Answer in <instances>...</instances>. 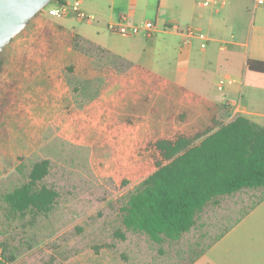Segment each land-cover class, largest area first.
<instances>
[{
    "label": "rangeland",
    "instance_id": "1",
    "mask_svg": "<svg viewBox=\"0 0 264 264\" xmlns=\"http://www.w3.org/2000/svg\"><path fill=\"white\" fill-rule=\"evenodd\" d=\"M69 1L95 19L53 17L42 8L0 52V264H229L228 239L217 241L264 197V187L216 197L175 239L152 241L122 218L130 196L165 162L157 140L186 136L196 144L242 115L205 98L221 93L217 84L227 73L247 72L245 55L264 54V1L228 0L233 14L226 16L183 0L191 16L181 28L201 26L211 37L242 43L229 51L211 41L202 51L194 40L187 64L170 53L169 72L183 85L105 50L129 40L109 33L105 19L134 9L144 16L137 6ZM211 18L221 31L207 25ZM262 76L247 75L251 111L264 112L249 88ZM43 160L48 173L36 185L58 192L51 210L11 213L4 195L28 183Z\"/></svg>",
    "mask_w": 264,
    "mask_h": 264
},
{
    "label": "trees",
    "instance_id": "2",
    "mask_svg": "<svg viewBox=\"0 0 264 264\" xmlns=\"http://www.w3.org/2000/svg\"><path fill=\"white\" fill-rule=\"evenodd\" d=\"M246 67L264 73V60L247 58ZM154 146L165 162H160L130 196L122 218L126 228L143 232L152 241L175 239L187 232L197 213L216 196L264 187V126L243 115L196 144L191 138L178 136L157 140ZM48 168L47 160L35 163L29 182L4 195L11 213L51 210L58 192L36 185Z\"/></svg>",
    "mask_w": 264,
    "mask_h": 264
},
{
    "label": "crops",
    "instance_id": "3",
    "mask_svg": "<svg viewBox=\"0 0 264 264\" xmlns=\"http://www.w3.org/2000/svg\"><path fill=\"white\" fill-rule=\"evenodd\" d=\"M123 1H126L132 6H137L140 11H143L142 13L144 14V16L136 14L135 9L133 11H130L129 16L135 23H140L148 20L154 21L156 25L155 32L151 36H146L142 32L133 36H124L115 32H109L113 35H118L129 40L124 41L123 44L119 45H104L105 50L131 63L132 61H138L140 63H137V65L141 68L150 70L151 72L155 73L157 76L164 78L165 80L183 85L182 80L175 78V76H173L171 72H169V69L171 68L169 54L175 53L177 55L178 61L181 64H187L189 59L191 58L193 50L195 49L194 40L199 41L198 39L193 38L189 42H184L185 37L173 28L174 26H180L181 22H187L184 20L189 19V16H191V11L189 7L186 6L185 1L111 0V3L114 7L116 3H120ZM65 2L70 5H74L71 4L69 0H65ZM77 2L80 3V0H77ZM214 10L218 13L222 11L226 16L233 14V10L231 9L228 0H226V3L222 7H219L217 9L214 8ZM121 14L122 13H110L108 18L105 19L107 27L110 22L117 20V18ZM70 15L75 14L71 12L65 17H69ZM200 21L204 22V20L202 21V19ZM166 25H169L170 28H166ZM207 25L214 28L216 33L221 31L222 28L221 22H219V20L217 19H209ZM196 27L202 30L201 26ZM100 29V27L97 28L98 31ZM206 36L208 37V43L206 47L211 41L217 43L220 42L222 44L220 46L221 49L223 48V44H227V48L229 51H233L234 46L242 45V43H238L235 41L216 39L215 37H211L207 34ZM233 36L234 33H232L230 37ZM243 45L246 46V43H244ZM99 47L102 46L99 45ZM204 49L205 48H200V50L202 51H204ZM247 58L264 60V54L245 55L243 66L245 67V71L247 72H245V74H235L233 72L227 73L224 78H230L233 80V82L230 84H226L223 90H220L221 93L216 97L215 95L211 97L206 96L205 99L207 103H213L218 107H221L224 103H226L231 109V115L235 116L237 114H242L243 116L249 118L257 124L264 126V112L251 111L248 108V99H244L243 94L245 86H247L245 85L247 75L248 73L255 72L247 69ZM255 73L262 74L263 79L255 80L254 84L252 82L249 88L253 89L258 98H260L261 103H264V73ZM251 116H254L255 119H251ZM244 189L247 188H243L238 191ZM234 193H232V195ZM246 193L248 192H244V194ZM216 197L212 200L216 201ZM232 200L240 201V199L236 198H232ZM226 239H228L229 246V264H264V197L258 199L255 203H251L250 207L244 213H242L240 216L238 215V217L234 221L233 226L218 239L217 244L220 245L221 243L226 241Z\"/></svg>",
    "mask_w": 264,
    "mask_h": 264
},
{
    "label": "built area",
    "instance_id": "4",
    "mask_svg": "<svg viewBox=\"0 0 264 264\" xmlns=\"http://www.w3.org/2000/svg\"><path fill=\"white\" fill-rule=\"evenodd\" d=\"M196 1L202 7H211L215 9L222 7L226 3V0H196ZM262 1L264 0H258V2H262ZM42 10L45 11L47 15L53 17H65L69 13L73 12L76 17L83 20L92 21L95 19L93 15L84 12L76 4L70 5L66 2L65 3L53 2L52 5L44 6ZM155 27H156L155 22L151 20L135 23L127 13L121 14L117 18V20L110 22L108 24V29L111 32H115L124 36H133L141 32L144 33L146 36H151L155 32ZM165 27L170 28L169 25H166ZM173 28L185 37L184 42H189L193 38H196L199 40L200 48L206 47L208 43V37L202 30L198 29L196 26L187 25L182 28L180 26H174ZM232 82L233 80L230 78H222L219 80L217 84V88L219 90H223L226 84H230Z\"/></svg>",
    "mask_w": 264,
    "mask_h": 264
},
{
    "label": "water",
    "instance_id": "5",
    "mask_svg": "<svg viewBox=\"0 0 264 264\" xmlns=\"http://www.w3.org/2000/svg\"><path fill=\"white\" fill-rule=\"evenodd\" d=\"M52 0H0V52Z\"/></svg>",
    "mask_w": 264,
    "mask_h": 264
}]
</instances>
